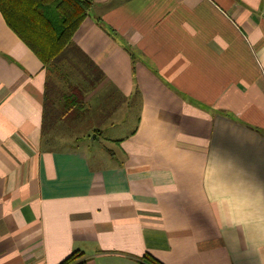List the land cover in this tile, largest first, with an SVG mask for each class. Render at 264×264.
<instances>
[{
	"label": "crops",
	"instance_id": "obj_1",
	"mask_svg": "<svg viewBox=\"0 0 264 264\" xmlns=\"http://www.w3.org/2000/svg\"><path fill=\"white\" fill-rule=\"evenodd\" d=\"M91 1L50 81L0 12V264H264V0Z\"/></svg>",
	"mask_w": 264,
	"mask_h": 264
},
{
	"label": "trees",
	"instance_id": "obj_2",
	"mask_svg": "<svg viewBox=\"0 0 264 264\" xmlns=\"http://www.w3.org/2000/svg\"><path fill=\"white\" fill-rule=\"evenodd\" d=\"M92 7L91 0H0V12L6 24L43 64L49 81L71 48L87 58L73 48L72 39ZM98 23L104 27L100 20ZM59 264H87V260L82 252L74 251ZM137 264L163 263L146 253Z\"/></svg>",
	"mask_w": 264,
	"mask_h": 264
},
{
	"label": "rangeland",
	"instance_id": "obj_3",
	"mask_svg": "<svg viewBox=\"0 0 264 264\" xmlns=\"http://www.w3.org/2000/svg\"><path fill=\"white\" fill-rule=\"evenodd\" d=\"M134 124V117H132V120L130 122V126ZM90 145L94 146V150L100 151V152H107L109 149H114V146L112 143H89ZM62 148H67V150H70V148H83L84 145L81 143H61Z\"/></svg>",
	"mask_w": 264,
	"mask_h": 264
}]
</instances>
